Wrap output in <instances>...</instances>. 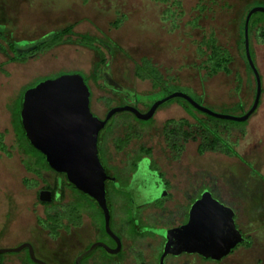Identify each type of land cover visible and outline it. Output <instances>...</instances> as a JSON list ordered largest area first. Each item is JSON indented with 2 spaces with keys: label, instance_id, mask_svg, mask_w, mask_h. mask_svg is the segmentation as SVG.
<instances>
[{
  "label": "rangeland",
  "instance_id": "obj_1",
  "mask_svg": "<svg viewBox=\"0 0 264 264\" xmlns=\"http://www.w3.org/2000/svg\"><path fill=\"white\" fill-rule=\"evenodd\" d=\"M254 8H264V0H0V47L7 51L10 46L14 48L13 54L0 51V133H6V145L13 148L16 144L8 106L42 81L74 74L85 79L92 93L91 110L102 119L108 110L126 106L146 114L153 104L175 92L187 94L216 114L244 116L243 110L249 111L254 104L257 84L255 76L246 69L244 54V62L239 57L238 29L239 23L244 22ZM258 18L264 21L263 15ZM73 26V40L81 36L92 37L98 49L65 44L38 55L37 50L42 49L43 43H50L53 34ZM240 33L242 35L241 30ZM211 34H216L219 44L230 49L235 58L232 77L221 74L207 79L205 71L199 72L196 67L201 64L196 44ZM249 43L256 56L253 62L260 74L262 95L257 111L248 121L213 120L211 116L189 108H186L189 110L186 114L182 104L175 101L159 107L154 118L146 124L126 112L117 114L109 122L100 136V147L105 165L118 180L117 185L108 188L111 229L122 244L131 246L132 250L128 249L130 252L120 257L108 254L116 259L96 250L85 264H119L120 261L143 264L142 255L145 264H159L164 241L138 234L149 232L164 237L166 230L188 222L192 207L208 192L226 207L238 205L240 228L245 232L251 230L250 218L241 211L244 201L239 198L251 200L248 186L251 176L249 178L248 173L256 174L264 166V39L252 30ZM35 53L37 56L30 57L25 64L8 62L12 55L19 59ZM143 59L151 61L167 81L161 82L157 91H153L151 82L135 77L136 65ZM237 75L242 76L239 81H235ZM242 82V88H237ZM255 117L254 136L252 120ZM184 119L193 125L197 121L198 128L210 135V141L217 140L230 151H236L235 142L241 139V132H247L248 137L240 143L242 148L234 160L221 153L200 155L201 140L176 143L177 148L183 145L185 149L180 157L179 152H175L174 159L166 147L164 124L168 120ZM111 129L116 130L118 136L123 134L122 131L139 134V140L119 155L117 161L135 153L136 159H140L143 154L138 150L143 146L152 150L156 163L142 160L138 173L132 177L129 174L134 161L124 171L111 167L104 156L105 150L103 153L112 135ZM251 148L261 159L256 167ZM156 165L166 173L168 180L163 179L164 175ZM44 180L47 184L26 172L17 151H13L11 158L0 152V250H14L31 244L39 260L48 264H74L78 254L97 240L111 244L105 235L95 231L89 217L85 218L81 228L73 229L70 234L62 232L57 241H52L37 224L39 218L45 217L48 205L39 201V192L45 185L54 188L58 177L44 173ZM25 181L30 186L37 182L38 187L27 186ZM170 182L172 185H167ZM222 183L234 189L225 188ZM170 187L174 200L161 210L155 203L167 197ZM62 188L63 181H60L58 194ZM63 189L69 193L68 202L72 191L67 183ZM56 201H60L59 195ZM236 220L234 216L235 223ZM260 239V246L264 247L263 234ZM237 247L233 249L234 253L232 251L219 261L205 262L206 258L203 261L200 255L191 254L167 256L163 264H264L261 247L253 253ZM30 260L27 250L0 255V264H33Z\"/></svg>",
  "mask_w": 264,
  "mask_h": 264
},
{
  "label": "water",
  "instance_id": "obj_2",
  "mask_svg": "<svg viewBox=\"0 0 264 264\" xmlns=\"http://www.w3.org/2000/svg\"><path fill=\"white\" fill-rule=\"evenodd\" d=\"M263 13L264 8H254L246 18L245 49L249 65L254 73L257 91L252 108L242 117L216 114L195 102L190 96L175 92L153 104L149 112L142 114L133 106L111 110L105 119L95 116L91 110V90L79 75L61 76L45 80L26 91L23 96L22 123L30 144L46 158L49 167L64 174L68 182L79 192L95 201L105 217L107 234L117 243L111 250L97 243L81 255L76 264L89 257L96 249L103 248L110 255H118L121 242L111 229L112 213L108 203L107 184L115 179L103 166L100 159V136L109 122L119 113H131L137 120L147 122L154 118L159 107L174 100L184 99L197 111L215 119L243 123L257 111L262 95L258 69L250 55L249 22L253 14ZM39 201L53 202L51 191H41ZM234 211L205 193L192 207L188 224L164 234L167 240L163 259L168 255L197 254L203 258L219 261L228 256L235 247L244 242L234 222ZM29 251L35 264H47L35 257L31 244L14 250H0V255Z\"/></svg>",
  "mask_w": 264,
  "mask_h": 264
},
{
  "label": "trees",
  "instance_id": "obj_3",
  "mask_svg": "<svg viewBox=\"0 0 264 264\" xmlns=\"http://www.w3.org/2000/svg\"><path fill=\"white\" fill-rule=\"evenodd\" d=\"M168 1V0H163ZM250 12V11H249ZM248 12V13H249ZM247 13V14H248ZM264 14L263 13H255L252 15L250 22H249V33L253 30L254 34L263 40L264 39V21H262L259 16ZM245 23H246V17L244 22L239 23V41L237 43L238 48V54L239 57L243 60L242 54H244L245 57V66L247 70H250V72L254 73L249 65L247 55H246V49H245ZM118 27V26H116ZM75 26L73 27H67L64 30H62L60 33L53 34L51 36V42L44 44L41 46L42 49L37 50L38 55H43L45 53H48L61 45L65 44H74L78 45L80 47L90 49V50H96L98 47L95 45V42L92 37L88 36H81L78 37L77 40H73ZM240 30L242 32V35L240 33ZM197 46V57L198 60L201 62V64L196 65L199 72L205 71L206 78L207 79H213L215 77H218L219 75L223 74L227 78L232 77L234 75V71L232 69V66L234 65L235 58L233 54L231 53V50L228 49L225 46H222L219 44V41L216 38V34H211L209 37L205 36L201 42L196 44ZM242 46V47H241ZM241 47V48H240ZM0 47V51L6 55H8V51L13 54L14 48L12 46L8 47V51L5 49V47ZM242 50V52H241ZM250 55L252 61L255 60L256 56L255 53L251 52ZM37 56V54H33L32 56L28 57H21L17 59L13 55L9 57V63H22L25 64L28 62L30 57ZM135 77L141 81H149L152 84L153 91H157L159 89V85L161 82H167L165 81L164 76L160 73V71L155 68L152 65V62L143 59L141 61V64L136 65L135 68ZM235 81H239L242 76L237 75L235 76ZM205 78V79H206ZM100 79L97 80V82ZM237 83V82H236ZM243 82L238 86L237 88H242ZM175 101H179L185 108V113L189 110H186V108L192 109L194 111H197L193 106H191L186 100L184 99H174L169 101V104H173ZM22 109H23V97L21 96L18 100L14 101L12 104L8 106V111L11 114V125L13 128V132L16 138V144L13 148H9L5 143V137L6 133H0V152L5 154L7 157L11 158L13 156V151H17V153L22 156V164L26 170L27 173L34 175L39 180L46 183V180H44V173H53L54 172L49 165L47 164L46 158L43 154H41L39 151H37L29 142L26 132L23 127L22 123ZM251 109V108H250ZM191 110V111H192ZM111 110L107 111V114ZM199 112V111H197ZM243 115H245L248 111L243 110ZM201 113V112H199ZM187 114V113H186ZM203 114V113H201ZM191 116V115H190ZM211 119L216 120L215 118L211 117ZM139 121V120H138ZM142 124H146L147 122L139 121ZM165 132L168 136V138H173L172 132H170L171 129H175V141L179 139L178 141H194L198 142L201 140V144L198 147V153L200 155H203L206 152H213V153H221L223 155H226L228 157H238V154L236 151H230L227 148H224L219 141L213 140L210 141V135L204 131L202 128H198V122L196 121V125L191 124L188 120H168L164 124ZM112 132V129H111ZM242 136H245V131L241 132ZM139 136V134L134 133H126V136L124 137L126 140H132ZM125 145H127V142L124 144H118L117 148L118 150H122L125 148ZM177 144L175 143V152H179V156L184 152V146L177 148ZM143 154L147 153L150 155L149 151L142 152ZM27 186H30L29 182L25 181ZM47 184V183H46ZM113 183L108 184L111 186ZM114 185V184H113ZM32 187H38V183L34 182ZM30 186V187H31ZM47 189H49L48 185H45ZM72 194L69 200V203L67 205H54V204H48L46 205V214H47V220L44 218H39L37 220V224L41 227L45 228L46 230L50 231V237L53 240H56L59 238L60 233L59 230H66L70 231L72 228H80L82 227L84 220L86 217H89L94 225L95 231L97 233L99 232L100 235H105L110 241L111 244H105L108 248L111 250H115L117 247L116 242L107 234L106 231V223H105V217L102 211L98 208V205L95 201H93L88 196L82 194L79 192L74 186L69 185ZM117 195H123L120 193H117ZM65 197L62 195L60 197V201L64 200ZM109 199V198H108ZM45 205L44 203H42ZM110 205V203H109ZM98 210V213H96V210ZM100 215V216H99ZM67 221V225H64V221ZM133 222L138 223V220L132 219ZM100 221H102V225H100ZM153 236L152 233L145 232L140 233L138 236ZM101 240H97L94 242L88 249H86V252L89 251L92 246H94L97 243H100ZM239 247H244L246 249H249L251 247V238L250 236L245 237L244 242L239 245ZM96 250H102L108 257V252L104 250L103 248H98ZM95 250V251H96ZM123 253H120L117 257H120ZM117 257H110L112 259H116ZM92 258V255L85 259L82 264H85L88 260ZM32 262V260H30ZM33 263V262H32ZM122 261L119 262L121 264ZM35 264V263H33Z\"/></svg>",
  "mask_w": 264,
  "mask_h": 264
},
{
  "label": "flooded vegetation",
  "instance_id": "obj_4",
  "mask_svg": "<svg viewBox=\"0 0 264 264\" xmlns=\"http://www.w3.org/2000/svg\"><path fill=\"white\" fill-rule=\"evenodd\" d=\"M147 112H149V110L148 111H146V113ZM94 115L96 116V114L94 113ZM106 116H107V114H106ZM106 116H105V118H106ZM98 117V116H97ZM100 118V117H99ZM105 118H103V119H105ZM100 119H102V118H100ZM102 119V120H103ZM104 132V131H103ZM170 132H172L171 134H172V136H173V138H168V136H167V134H166V132H165V134H166V142H167V146L166 147H168V150H170V153H171V155L173 156V158L175 159V143H179L180 144V141H178L179 139H177L176 141H175V129H171L170 130ZM122 135L121 136H118L117 135V131L116 130H114V131H112L111 132V137H110V139H108V143L106 144V147H104V149H103V153H104V150H105V154H104V156H105V158H107V160H108V162H109V164H110V166L111 167H113V168H115V170H117V171H119V170H123L124 171V169H127L128 168V165H129V163H132L131 161H134L133 163H132V171H131V173L129 174V176H134L136 173H138V171H139V165H140V163H141V161L142 160H145V159H148L150 162H155L154 161V159H153V152H152V150L151 149H147V148H145V147H143V146H141L140 148H139V150H138V152L140 151V152H144V151H149L150 152V155L149 154H147V153H145V154H143V156L142 157H140V159H136V153L135 154H133V155H128L127 156V159H125V160H121V161H117V159H119V155H122L125 151H127L129 148H130V146L132 145V143L133 142H135V141H138L139 139H137V138H135V139H132V140H126L124 137L126 136V132L125 131H122ZM125 142H127V145H125V148L124 149H122V150H118V148H117V146H118V144H124ZM100 144H101V139H100ZM100 144H99V149H100V159H101V162H102V164H103V166L107 169V171L109 172V174L115 179V181H109L108 182V184L109 183H113L114 185H117L118 184V180H117V178L116 177H114V175L112 174V171H110V169L105 165V163H104V161H103V154H102V149H101V147H100ZM104 145H105V143H104ZM118 162V163H117ZM156 163V162H155ZM157 166V169H159L162 173V175H164V177H163V179H165V180H168L167 179V176H166V173L164 172V171H162L161 170V168L158 166V165H156ZM154 172H157V173H159V171H154ZM57 177H58V183H56V186L54 187V188H52V187H50V186H48L49 187V189H47L46 188V186H44L43 188H42V190H40V192L41 191H51L52 193H53V202L52 203H50V204H54V205H58V204H60V205H67L68 203H69V201L67 202L66 201V199H67V196L69 195V193H66V192H64V185H65V183H67V186H69V185H71L69 182H68V180H67V177H66V175H64V174H59V173H57V174H55ZM60 181H63V188H62V192L60 193V194H58V187H59V182ZM108 184H107V196H108ZM167 185H172V183L170 182V183H168ZM171 188V187H170ZM171 190H172V188L170 189V190H167L168 192H167V197L163 200V201H158V202H156L155 203V205L158 207V208H160L161 210L163 209V210H165V206L168 204V202L169 201H172V200H174V196L171 194ZM39 192V193H40ZM121 194V193H120ZM62 196V195H64V197H65V199L64 200H62V201H59V202H57L56 201V197L57 196ZM201 199V196H200V198L198 199V200H200ZM108 203H109V200H108ZM109 207H110V205H109ZM99 208V207H98ZM46 209V208H45ZM111 209V208H110ZM112 213V212H111ZM44 214H45V217H44V219L45 220H47V214H46V210H45V212H44ZM136 220V219H135ZM188 221H189V219H188ZM188 223V222H187ZM187 223H185V224H178V226L177 227H173V228H171V229H169V230H166V231H172V230H175L176 228H180V227H182V226H185ZM84 224V223H83ZM64 225H67V221L65 220L64 221ZM83 226V225H82ZM38 227L39 228H41V230H43L44 232H46L47 233V235H48V237L52 240V241H57L59 238H60V236H61V233L62 232H65V233H67V234H70L71 233V231L73 230V229H79V228H72L69 232L68 231H66V230H59V233H60V236H59V238L58 239H56V240H53L51 237H50V231L49 230H46L45 228H43V227H41L40 225H38ZM81 228V227H80ZM155 237H158V238H160L162 241H164V243H163V246H162V250H163V254H164V250H165V246H166V243H167V240L162 236H157V235H155V234H153V236L152 237H149V238H155ZM114 240V239H113ZM115 241V240H114ZM120 242H121V240H120ZM137 243V242H136ZM117 244V243H116ZM240 245V244H239ZM239 245H238V247L237 248H239ZM33 246V245H32ZM118 247V246H117ZM117 247H116V249H117ZM236 248V249H237ZM33 249H34V247H33ZM115 249V250H116ZM131 249L132 250V248H131V246L129 247V245H126V246H124L123 244H122V242H121V251H120V253H125V254H128V252H130L129 250ZM105 250V249H104ZM128 250V251H127ZM28 251V250H27ZM29 252V251H28ZM35 252V251H34ZM95 252V251H94ZM93 252V253H94ZM235 251H233L232 253H234ZM84 253H86V249L83 251V252H81L80 254H78V256L75 258V261H74V264H76V260L81 256V255H83ZM92 253V254H93ZM119 253V254H120ZM91 254V255H92ZM118 254V255H119ZM138 254V253H137ZM139 254H141V253H139ZM163 254H162V256H163ZM90 255V256H91ZM118 255H115V256H118ZM142 255V254H141ZM182 255H191V254H182ZM181 255V256H182ZM193 255H197V254H193ZM89 256V257H90ZM162 256H161V258H162ZM168 256H172V255H168ZM36 257V256H35ZM88 258V257H87ZM87 258H85V259H87ZM167 258V257H166ZM202 259H203V257H201ZM85 259H83L82 260V262H81V264L83 263V261L85 260ZM205 259H203V261H204ZM41 261H43V260H41ZM142 261H143V264H145L144 263V258H143V255H142ZM160 261H161V259H160ZM160 261H159V264H160ZM43 262H45V261H43ZM205 262H213L211 259H207V261L205 260ZM45 263H47V262H45ZM124 263V261L121 263V264H123ZM218 263H220V262H218ZM48 264V263H47ZM88 264H90V263H88Z\"/></svg>",
  "mask_w": 264,
  "mask_h": 264
},
{
  "label": "crops",
  "instance_id": "obj_5",
  "mask_svg": "<svg viewBox=\"0 0 264 264\" xmlns=\"http://www.w3.org/2000/svg\"><path fill=\"white\" fill-rule=\"evenodd\" d=\"M246 111H248V110H246ZM258 117H261V116H258ZM256 119H257V117H255L252 120V135H254V136L256 133L255 130L257 128ZM184 120H186V119H184ZM247 137H248V133L246 132V135L241 136V139H236L237 141L235 142V146H236L235 150H236L237 154L240 152L239 148H242V145H240V143L245 141ZM210 153H213V152H210ZM256 154H257L256 150L252 149V162H253L255 167H256V163L259 160H261L260 158L256 157ZM226 157L231 159V160H234V158H232V157H228V156H226ZM248 175H249V178L251 176L250 181L248 180V186L250 187V190H251L250 191L251 192V196H250L251 200L247 199V201H246L244 199V197H240L239 199L244 201V203L241 204V205H244V208H242L241 211L246 212L247 218H250V224H251V230L250 231L245 232L240 228V224H239V217H240L239 211L240 210H239L238 205L230 206L229 208H231L235 213V217L237 219L236 220L237 222L235 223V225H236L237 230H239V232L242 234L243 238H245V235H246V237L250 236V238H251V247L249 249H246L244 247H239L238 250L245 249V250H250L253 253V252H255L256 248H259V247H261L264 250V247L260 246V240H261L260 237L262 234L264 235V166L262 168V171H260V172L258 171V172H256V174H252L249 172ZM223 186L225 188H228V187L233 188V186L226 185V184H223ZM237 195H238V193H237ZM220 196L223 197L222 195H220ZM258 257L259 256H257V258ZM263 257H264V255H263Z\"/></svg>",
  "mask_w": 264,
  "mask_h": 264
}]
</instances>
